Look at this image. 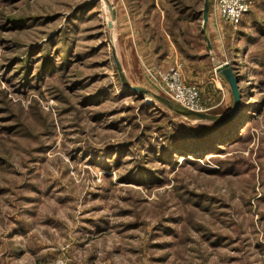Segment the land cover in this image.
I'll use <instances>...</instances> for the list:
<instances>
[{
  "label": "rangeland",
  "instance_id": "obj_1",
  "mask_svg": "<svg viewBox=\"0 0 264 264\" xmlns=\"http://www.w3.org/2000/svg\"><path fill=\"white\" fill-rule=\"evenodd\" d=\"M203 2L0 0V264H264V0L236 26L210 0L204 30ZM115 57L163 96L177 69L220 118L228 61L249 119L184 152L218 121L126 90Z\"/></svg>",
  "mask_w": 264,
  "mask_h": 264
},
{
  "label": "built area",
  "instance_id": "obj_2",
  "mask_svg": "<svg viewBox=\"0 0 264 264\" xmlns=\"http://www.w3.org/2000/svg\"><path fill=\"white\" fill-rule=\"evenodd\" d=\"M254 0H211L210 7L216 15L223 20L232 23L236 26L240 18L251 7ZM163 76V78H162ZM162 83L158 80L159 88L164 91L168 98L177 102L186 109L198 110L199 100L197 88L187 86L182 79L177 69L172 68L170 72L161 75ZM51 264H64L57 260Z\"/></svg>",
  "mask_w": 264,
  "mask_h": 264
},
{
  "label": "water",
  "instance_id": "obj_3",
  "mask_svg": "<svg viewBox=\"0 0 264 264\" xmlns=\"http://www.w3.org/2000/svg\"><path fill=\"white\" fill-rule=\"evenodd\" d=\"M209 3L210 0H204L203 2V9L201 10L202 12V26H203V30L205 29L206 25H207V20H208V11H209ZM115 62H116V67H117V72H118V76L120 79V83L122 84V86L126 89V90H132L138 94H142L144 95L145 93L151 94L153 95L155 98H157L161 103H164V105L168 106L171 109H175L178 112L185 114V115H192L198 118H208V119H215L220 123L232 120L239 114L240 108L242 107L241 104V91H240V87H239V77L237 76V73L233 67V64L225 61V62H221L220 64H218L216 66V72L217 74H219L222 78H224L228 85L230 86L232 95H233V101H232V107L231 110H229L227 112V114L223 117H217L214 115H210L208 113L205 112H200V111H196V110H191V109H186V108H177V104H175L172 100H170L169 98L157 94L153 91H150L142 86L139 85H134L131 84L129 82V80L127 79V77L124 74V71L121 67V65L119 64L117 58L115 57Z\"/></svg>",
  "mask_w": 264,
  "mask_h": 264
},
{
  "label": "trees",
  "instance_id": "obj_4",
  "mask_svg": "<svg viewBox=\"0 0 264 264\" xmlns=\"http://www.w3.org/2000/svg\"><path fill=\"white\" fill-rule=\"evenodd\" d=\"M199 13V12H198ZM56 66H58V63L56 62ZM53 67H54V62H53ZM48 72V71H47ZM46 72V73H47ZM123 87V86H122ZM242 102V100H241ZM241 111L239 112V114L232 120H229V121H226V122H223V123H220V122H215L211 127H208V128H204V129H201V130H198L196 131L197 132V135L200 137H204V139H202L201 141L197 142V143H194V144H188V143H183L181 144L180 147L184 148V152H188V151H196V150H199L198 152H201L203 150H206L210 147V145H216L222 141H225L227 138L229 137H235L236 135V132H237V128L240 127H243V124L244 123L243 121L248 118V113H249V110H248V113L246 114H242L243 112V108L245 107L243 102L241 104ZM248 108V106H247ZM242 114V115H241ZM249 119V118H248ZM234 125V126H232ZM231 130H233L231 132ZM232 133V134H229V133ZM234 132V134H233ZM180 150V149H179ZM177 151V150H175ZM187 161H190V160H187ZM192 162V161H191ZM166 218L168 220H170L169 222H166L168 220H165V217H163V220L160 224H159V227L165 232H168V233H174L173 231V224L174 222H176V220L179 221V218H176V216L174 215L173 216V213L171 214H168V216H166Z\"/></svg>",
  "mask_w": 264,
  "mask_h": 264
},
{
  "label": "bare ground",
  "instance_id": "obj_5",
  "mask_svg": "<svg viewBox=\"0 0 264 264\" xmlns=\"http://www.w3.org/2000/svg\"><path fill=\"white\" fill-rule=\"evenodd\" d=\"M196 111H198V110H196Z\"/></svg>",
  "mask_w": 264,
  "mask_h": 264
}]
</instances>
